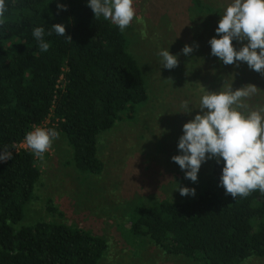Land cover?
Wrapping results in <instances>:
<instances>
[{"label":"trees","instance_id":"16d2710c","mask_svg":"<svg viewBox=\"0 0 264 264\" xmlns=\"http://www.w3.org/2000/svg\"><path fill=\"white\" fill-rule=\"evenodd\" d=\"M232 2L192 0L191 17L199 19L193 24L207 29L208 41ZM57 3L67 10L57 14ZM6 4L9 21L0 26V151L9 147L12 159L0 162V264H99L108 245L100 234L56 220L17 226L41 174L32 150L17 144L51 115L49 128L65 136L74 167L100 173L97 135L146 101L143 70L125 32L102 16L95 19L88 0ZM57 23L66 26L72 41L47 35ZM35 27L45 29L47 52L32 35ZM223 166L210 161L195 196L160 198L136 208L129 222L133 234L201 264H241L264 256V193L257 189L236 199L226 194L219 186Z\"/></svg>","mask_w":264,"mask_h":264},{"label":"rangeland","instance_id":"374dc122","mask_svg":"<svg viewBox=\"0 0 264 264\" xmlns=\"http://www.w3.org/2000/svg\"><path fill=\"white\" fill-rule=\"evenodd\" d=\"M206 1L218 5V0ZM192 4V0H133L135 16L124 32L129 50L143 70L146 101L135 106L131 117L98 133L97 155L104 163L100 173H83L74 167L63 134L43 160L36 157L40 178L17 226L38 219L56 220L100 234L108 245L99 264H201L163 251L129 227L136 208L160 198L191 197L181 196L179 186L194 188L195 195L200 190L211 160L202 163L194 183L171 157L179 154L183 125L199 112L203 95L229 85L236 90L254 84L258 90L244 101L246 111L264 107V76L246 62L239 67L224 65L212 56L211 46L206 44L207 29L193 24L199 19L198 15L191 17ZM194 42L199 47L189 56L180 54L178 67H162L160 50L176 55L185 44L194 46ZM241 46L235 41L237 50ZM183 101L193 109L190 114L182 113ZM52 123L49 115L37 127L49 128ZM241 264H264V256H249Z\"/></svg>","mask_w":264,"mask_h":264},{"label":"clouds","instance_id":"9594fccd","mask_svg":"<svg viewBox=\"0 0 264 264\" xmlns=\"http://www.w3.org/2000/svg\"><path fill=\"white\" fill-rule=\"evenodd\" d=\"M88 7L94 18L101 16L104 20L118 26L123 32L135 16L133 0H88ZM60 10L66 11L67 6L57 3ZM9 6L6 0H0V26L9 21ZM218 27L208 44L211 55L219 58L224 65L240 66L246 62L248 67L264 76V0H233L220 16ZM55 32L69 41L66 26L61 23L51 25L47 35ZM32 35L38 42L39 49L47 52L50 42L45 41V29L35 27ZM219 37V38H218ZM233 40L242 46L237 50ZM246 41V43H245ZM194 46L185 44L181 53L173 55L168 49L158 52L160 63L165 69L179 66L178 56H189ZM258 88L254 84H246L233 90L229 85L218 92H210L200 98L199 112L193 119L183 125V134L178 139V155L171 157L185 172V178L198 182V172L202 163L215 159L217 164L223 161L219 186L226 194L236 197H247L259 189L264 193V107L247 110L245 100L256 94ZM182 113L190 114L193 109L188 101L181 104ZM60 133L54 128L35 127L25 134L24 142L35 156L41 160ZM12 159L9 147L0 151V162ZM181 196H195V189L179 186Z\"/></svg>","mask_w":264,"mask_h":264},{"label":"built area","instance_id":"2783aa9c","mask_svg":"<svg viewBox=\"0 0 264 264\" xmlns=\"http://www.w3.org/2000/svg\"><path fill=\"white\" fill-rule=\"evenodd\" d=\"M41 123H42V122H41ZM41 123H40V124H41ZM40 124L35 125V126L33 127V129H34L35 127L39 126ZM33 129H32V130H33ZM17 146H21V147L28 148L27 145L25 144L24 140L21 141L20 143H18ZM28 149H29V148H28Z\"/></svg>","mask_w":264,"mask_h":264}]
</instances>
